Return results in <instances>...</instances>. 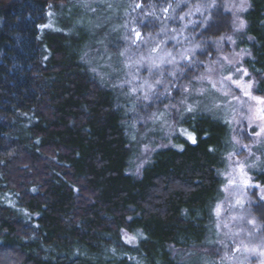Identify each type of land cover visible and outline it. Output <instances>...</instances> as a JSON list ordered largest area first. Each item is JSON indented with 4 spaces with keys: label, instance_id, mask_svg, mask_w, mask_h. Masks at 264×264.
Returning a JSON list of instances; mask_svg holds the SVG:
<instances>
[{
    "label": "trees",
    "instance_id": "obj_1",
    "mask_svg": "<svg viewBox=\"0 0 264 264\" xmlns=\"http://www.w3.org/2000/svg\"><path fill=\"white\" fill-rule=\"evenodd\" d=\"M69 1L77 0H0V186L14 202L0 203V264H187L209 232L229 124L188 117L193 141L177 135L139 176L128 174L115 90L83 60L93 32L76 22L43 27L47 10ZM136 2L152 9L138 19L139 35L183 28L200 58L196 70L179 65L176 84L237 37L230 0ZM247 3L234 45L249 52L243 63L264 99V0ZM255 180L264 187V172Z\"/></svg>",
    "mask_w": 264,
    "mask_h": 264
},
{
    "label": "rangeland",
    "instance_id": "obj_2",
    "mask_svg": "<svg viewBox=\"0 0 264 264\" xmlns=\"http://www.w3.org/2000/svg\"><path fill=\"white\" fill-rule=\"evenodd\" d=\"M230 3L232 31L238 37L244 28L241 13L248 3ZM151 11H139L136 0L69 1L50 7L43 27L59 31L62 23L76 22L93 32L83 60L101 85L115 90L131 148L128 174L139 176L153 154L172 146L177 135L193 141L195 137L182 124L188 117L205 113L228 122L230 146L209 232L203 247L183 261L264 264V187L255 180L256 173L264 172V119L260 118L264 99L254 93L255 79L243 63L249 52L235 48L238 39L230 38L224 52L213 55L212 65L206 62L191 81L176 84L179 65L187 61L188 68L196 70L200 58L194 60L192 47L184 45L183 28L139 35L138 19ZM0 203L14 206L1 186Z\"/></svg>",
    "mask_w": 264,
    "mask_h": 264
},
{
    "label": "snow or ice",
    "instance_id": "obj_3",
    "mask_svg": "<svg viewBox=\"0 0 264 264\" xmlns=\"http://www.w3.org/2000/svg\"><path fill=\"white\" fill-rule=\"evenodd\" d=\"M240 27L241 28H243L244 27V23L243 22H241V24H240ZM262 103H264V101H262ZM261 119H264V115H261V117H260Z\"/></svg>",
    "mask_w": 264,
    "mask_h": 264
}]
</instances>
